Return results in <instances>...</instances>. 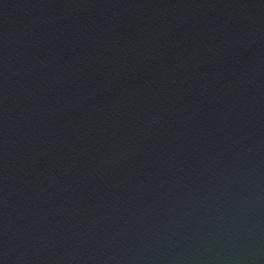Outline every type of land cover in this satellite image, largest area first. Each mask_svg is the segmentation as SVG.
<instances>
[{"label":"water","instance_id":"obj_1","mask_svg":"<svg viewBox=\"0 0 264 264\" xmlns=\"http://www.w3.org/2000/svg\"><path fill=\"white\" fill-rule=\"evenodd\" d=\"M0 264H264V0H0Z\"/></svg>","mask_w":264,"mask_h":264}]
</instances>
